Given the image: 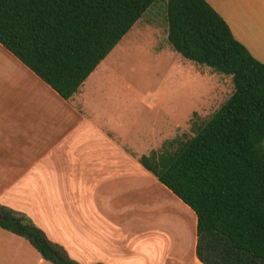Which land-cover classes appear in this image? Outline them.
<instances>
[{"label": "trees", "instance_id": "16d2710c", "mask_svg": "<svg viewBox=\"0 0 264 264\" xmlns=\"http://www.w3.org/2000/svg\"><path fill=\"white\" fill-rule=\"evenodd\" d=\"M158 1L0 0V44L68 101ZM162 1L172 49L234 90L191 139L140 163L195 214L201 264H264V64L206 0ZM0 217L45 261L80 264L25 214Z\"/></svg>", "mask_w": 264, "mask_h": 264}, {"label": "crops", "instance_id": "0c3cea01", "mask_svg": "<svg viewBox=\"0 0 264 264\" xmlns=\"http://www.w3.org/2000/svg\"><path fill=\"white\" fill-rule=\"evenodd\" d=\"M206 1L264 64V0ZM105 60L66 101L0 44V205L80 264H187L186 246L172 254L133 221L165 187L140 163L151 146L131 147L106 122ZM0 264L51 263L0 227ZM191 264H201L196 255Z\"/></svg>", "mask_w": 264, "mask_h": 264}, {"label": "rangeland", "instance_id": "374dc122", "mask_svg": "<svg viewBox=\"0 0 264 264\" xmlns=\"http://www.w3.org/2000/svg\"><path fill=\"white\" fill-rule=\"evenodd\" d=\"M105 61L113 74L111 81L103 83L101 102L106 122L131 147L141 150L151 146V153L174 151L180 142L191 139L193 125L205 123L234 90L231 77L185 60L172 49L166 3L162 0L150 8ZM164 191L155 198L151 192L149 210L134 216L133 221L145 222L151 237L165 238L166 251L174 254L186 248L183 257L191 264L197 218L169 190ZM171 264L178 263L173 259Z\"/></svg>", "mask_w": 264, "mask_h": 264}, {"label": "water", "instance_id": "95a60500", "mask_svg": "<svg viewBox=\"0 0 264 264\" xmlns=\"http://www.w3.org/2000/svg\"><path fill=\"white\" fill-rule=\"evenodd\" d=\"M0 219H1V217H0Z\"/></svg>", "mask_w": 264, "mask_h": 264}]
</instances>
